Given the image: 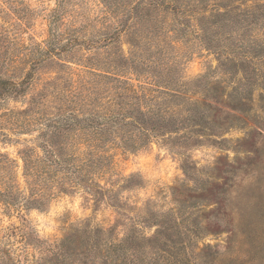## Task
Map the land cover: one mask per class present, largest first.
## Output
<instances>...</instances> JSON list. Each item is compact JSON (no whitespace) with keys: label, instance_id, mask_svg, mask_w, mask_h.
<instances>
[{"label":"rangeland","instance_id":"obj_1","mask_svg":"<svg viewBox=\"0 0 264 264\" xmlns=\"http://www.w3.org/2000/svg\"><path fill=\"white\" fill-rule=\"evenodd\" d=\"M66 1L74 8L82 5L88 11L97 9L95 0ZM255 1L231 0V3L252 5ZM58 2L0 0V31L6 37L9 56L14 58L17 40L31 44L49 37L50 15ZM10 8L11 13L17 11L15 15L2 11ZM13 22H16L14 28ZM82 24L85 25L78 34L87 36L104 26L95 20ZM75 26H81L80 20ZM65 28L62 22L60 29ZM129 40L130 37L123 35L110 52L131 56ZM175 46L172 52L179 54L180 85L185 89L181 90L192 100L187 105L175 104L177 111L188 108L203 112L204 116L192 124L186 122L184 127L163 132L140 150H119L112 170L103 180L109 183L107 187L113 188L114 199L96 201L81 188L67 194L55 188L43 208L15 209L0 195V228L10 233L17 229L6 243L0 244L11 260H30L35 264L42 257L45 259L41 264H52L48 257L51 252L46 250L56 249L77 229L103 226L113 227L115 236L130 234L140 244V261L136 264H205L206 261L264 264V242L252 239L253 235L264 232V85L262 77L256 76L264 73V53L254 60L238 58L237 66L224 72L217 53L200 47L194 38L176 41ZM80 48L84 51L61 52L35 68L28 96L49 79L59 77L61 81L63 63L76 69L78 66L69 60L109 50ZM3 50L0 49V56ZM237 54L242 52L224 56ZM1 66L0 75L12 77L31 69L30 64L20 60ZM51 101L49 107L53 112L58 102ZM26 102L27 99H9L0 113L6 108H21ZM38 132L39 129L30 134H11L10 140L0 138V152L19 164L13 168L16 170L13 183L26 195L29 192L19 151L34 144L31 139ZM0 188L5 187L0 185ZM21 231H26L33 241L22 239ZM245 232L251 238H242L244 246L232 258L231 254L237 252L236 242ZM128 252L132 259L137 258L133 249L129 248ZM100 261L97 259L92 264ZM134 263L129 260V264Z\"/></svg>","mask_w":264,"mask_h":264},{"label":"trees","instance_id":"obj_2","mask_svg":"<svg viewBox=\"0 0 264 264\" xmlns=\"http://www.w3.org/2000/svg\"><path fill=\"white\" fill-rule=\"evenodd\" d=\"M211 1L214 0H95L97 9L92 12L82 5L74 8L69 6L70 1L59 0L50 15L49 37L31 44L17 40L14 58L6 52V37L0 31V49L4 48L0 64L4 67L20 60L31 65L19 76L0 75V110L9 99H27L25 106L6 108L0 113V138L10 140L11 134H30L39 129L31 139L35 143L19 151L28 195L13 183V168L19 167L18 161L0 152V185L5 187L0 188V195L9 207L43 208L55 188L66 194L81 188L96 201L114 199L113 188L103 180L112 170L119 150L135 152L163 132L204 116L188 108L179 112L175 106L192 101L180 85L179 54L172 52L175 42L194 38L200 47L217 53L224 72L237 66L238 58L254 60L264 53V3ZM2 11L10 16L17 12H9L11 8ZM79 20L81 26L76 27ZM87 20L104 26L91 36L78 34ZM62 22L66 26L63 31ZM11 25L14 28L16 22ZM123 35L130 37L131 56L110 52ZM82 46L109 50L69 60L78 66L76 69L63 63L61 81L59 77L49 79L28 96L35 68L61 52H83ZM230 52L242 54L224 56ZM256 76L262 77L264 85V73ZM52 99L58 106L50 112ZM16 231L0 228V244ZM19 235L33 241L26 231ZM115 235L113 227L77 229L56 249L46 251L51 252L48 257L52 264H92L97 259H101L99 264L139 262L140 244L130 234ZM244 237L251 238L248 232L241 234L232 258L244 246ZM252 239L264 242V232ZM129 248L137 258L128 255ZM44 259L41 257L35 264ZM0 264L33 263L11 260L9 253L0 248Z\"/></svg>","mask_w":264,"mask_h":264}]
</instances>
